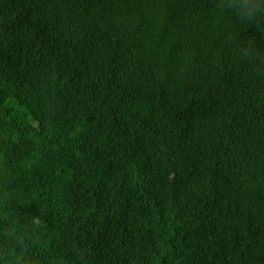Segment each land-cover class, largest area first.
I'll use <instances>...</instances> for the list:
<instances>
[{"label":"trees","instance_id":"1","mask_svg":"<svg viewBox=\"0 0 264 264\" xmlns=\"http://www.w3.org/2000/svg\"><path fill=\"white\" fill-rule=\"evenodd\" d=\"M0 264H264V0H0Z\"/></svg>","mask_w":264,"mask_h":264}]
</instances>
